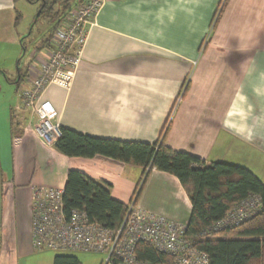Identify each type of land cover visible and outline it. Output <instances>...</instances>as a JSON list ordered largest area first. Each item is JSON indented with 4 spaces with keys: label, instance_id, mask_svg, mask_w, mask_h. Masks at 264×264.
Listing matches in <instances>:
<instances>
[{
    "label": "crops",
    "instance_id": "0c3cea01",
    "mask_svg": "<svg viewBox=\"0 0 264 264\" xmlns=\"http://www.w3.org/2000/svg\"><path fill=\"white\" fill-rule=\"evenodd\" d=\"M19 3L0 0V73L22 55ZM87 30L71 88L51 85L42 96L62 128L148 144L165 138L175 151L243 167L264 185V0H104ZM52 48L35 50L33 60ZM29 67L24 75L18 67L27 83L13 81L0 112V264H20L35 251V187L64 190L76 170L111 184L112 198L129 205L144 175L133 164L68 157L42 143L21 97ZM135 203L185 226L192 216L179 179L157 170Z\"/></svg>",
    "mask_w": 264,
    "mask_h": 264
},
{
    "label": "trees",
    "instance_id": "16d2710c",
    "mask_svg": "<svg viewBox=\"0 0 264 264\" xmlns=\"http://www.w3.org/2000/svg\"><path fill=\"white\" fill-rule=\"evenodd\" d=\"M73 1L38 0L41 2L42 12L34 25L43 17L53 25V28L49 37L36 51L51 46L53 33L59 26L61 18L73 7ZM25 38L27 37L22 39L24 51ZM19 76L20 79L15 83L23 85V75ZM54 148L68 157L90 159L103 156L141 167L144 173L143 181L133 201L139 198L153 170L177 177L193 206L186 236L208 254L210 264H264V185L247 169L223 162L206 165L199 158L167 147L165 138H160L154 144H148L95 138L62 128V136L55 143ZM111 192V184L92 179L79 171L70 170L64 188L65 211L67 215L74 210L84 211L91 221L98 222L111 230H118L126 217L128 205L114 200ZM250 195H258L261 198L262 210L259 214L240 226L200 236ZM136 254L139 260L149 264H175L174 257L158 253L147 243H140ZM53 264H82V262L77 256L58 254Z\"/></svg>",
    "mask_w": 264,
    "mask_h": 264
},
{
    "label": "built area",
    "instance_id": "2783aa9c",
    "mask_svg": "<svg viewBox=\"0 0 264 264\" xmlns=\"http://www.w3.org/2000/svg\"><path fill=\"white\" fill-rule=\"evenodd\" d=\"M104 0L76 3L61 18L51 39L52 50L34 57L29 67V84L21 92L23 106L32 112L36 123L33 132L47 146H53L62 136L59 113L48 101L45 90L51 85L70 89L82 61V48L88 26L96 18ZM262 210L258 195H250L236 204L220 221L200 236L218 233L242 225ZM187 226L165 217L128 205L126 217L118 230H111L89 219L86 212L74 210L67 215L64 190L35 187L32 194V245L35 251L62 253L85 252L103 254L101 264H149L138 259L140 243L175 258V264H210L207 253L186 236Z\"/></svg>",
    "mask_w": 264,
    "mask_h": 264
},
{
    "label": "rangeland",
    "instance_id": "374dc122",
    "mask_svg": "<svg viewBox=\"0 0 264 264\" xmlns=\"http://www.w3.org/2000/svg\"><path fill=\"white\" fill-rule=\"evenodd\" d=\"M36 2H29L27 0H20L19 7L23 14L21 20V30L24 31V36L27 37L24 40V45L26 50L21 49V60L19 66H17V61L10 58L7 62L9 66L6 72L0 73V112L1 117L5 115V107H2L5 102L10 101L13 97V92L16 88V84L13 82L19 77L18 67L22 70L23 75L27 71V67L33 62V53L37 48L49 37L53 25L43 17L40 18L39 22L35 24L38 14L40 12L41 2L35 0ZM75 1V0H74ZM73 3H76L74 2ZM47 51V49L45 50ZM4 58H0V63H3ZM19 62V61H18ZM27 79H24L23 84L26 85ZM4 112V113H3ZM6 155H3V162ZM9 162V158H8ZM1 205V204H0ZM59 254L55 251L44 250V251H34L33 255L30 257L20 260V264H52L54 257ZM71 255L77 256L83 264H101L104 259L103 254L98 253H84V252H73L69 253Z\"/></svg>",
    "mask_w": 264,
    "mask_h": 264
},
{
    "label": "water",
    "instance_id": "95a60500",
    "mask_svg": "<svg viewBox=\"0 0 264 264\" xmlns=\"http://www.w3.org/2000/svg\"><path fill=\"white\" fill-rule=\"evenodd\" d=\"M41 12H42V9H40V12H39V14H38V18L40 17V15H41Z\"/></svg>",
    "mask_w": 264,
    "mask_h": 264
},
{
    "label": "flooded vegetation",
    "instance_id": "af4514ba",
    "mask_svg": "<svg viewBox=\"0 0 264 264\" xmlns=\"http://www.w3.org/2000/svg\"><path fill=\"white\" fill-rule=\"evenodd\" d=\"M42 1V0H41Z\"/></svg>",
    "mask_w": 264,
    "mask_h": 264
}]
</instances>
